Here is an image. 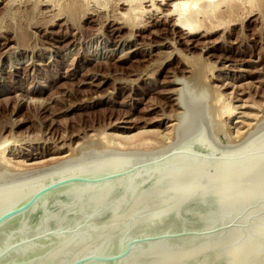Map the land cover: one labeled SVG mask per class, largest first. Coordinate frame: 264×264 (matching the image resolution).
Instances as JSON below:
<instances>
[{
	"label": "water",
	"instance_id": "1",
	"mask_svg": "<svg viewBox=\"0 0 264 264\" xmlns=\"http://www.w3.org/2000/svg\"><path fill=\"white\" fill-rule=\"evenodd\" d=\"M174 84L165 146L0 165V264H264V114L227 143L206 81Z\"/></svg>",
	"mask_w": 264,
	"mask_h": 264
},
{
	"label": "rangeland",
	"instance_id": "2",
	"mask_svg": "<svg viewBox=\"0 0 264 264\" xmlns=\"http://www.w3.org/2000/svg\"><path fill=\"white\" fill-rule=\"evenodd\" d=\"M38 1L39 5L36 6ZM45 1L47 2L48 0H0V37L2 36L0 38V154L4 155L3 158L6 160L9 159L11 160L10 162L18 163V161H25L27 158L41 155L42 153L48 155L57 149H62L63 152L71 154V152L74 153L73 149L77 148L79 150L82 147L80 145L89 144L87 139L93 142L101 141L102 139L107 141L108 139V142H111L112 138L113 142L119 141L115 143L117 146H119L118 144L121 146L123 144L124 146L125 143H122V141H125V139L121 141L120 137L128 134L111 129L116 124L115 121L118 117L122 115L129 116V119L125 121H137V118L139 120L150 118L151 120L154 117L157 119L162 117L173 119L171 115L173 109L171 108H174V103H176L174 100L177 97H170L167 94L176 88L181 89L183 87L173 82L177 73H179L177 76L179 80L187 74L186 78L199 76L207 81V84L209 83L208 86H211V93L212 95L214 94V101H217L218 99L216 98L220 97L217 101V106L220 105V108H218L222 109L221 113L224 112L221 115L223 116L221 119L224 122H222V125L223 127L225 126L224 128L228 132L234 133L237 130L235 127L241 126V124L236 125V121L241 122L242 119L245 120V123H248L251 121L252 116L259 114L262 116L263 113L260 112L264 110L263 3L261 7L259 6L262 8V12L257 11V14L254 10L255 12L249 13L253 14L252 16L249 14L245 15L248 9H243L245 12L242 10L245 14L238 10L241 14L234 13V16H232L238 15L240 19L237 17L234 19L231 16L232 20H236V25L232 21L233 25L230 22L231 18L228 17L227 25L225 26H229L228 29L224 25L223 27L221 26L222 28L215 31L217 33L213 32L210 34L209 39L208 37L200 39L201 36H198V44L201 42V45L197 44V46L190 49L184 45H179L180 43L176 36H169V34L163 36L164 30L169 33L168 30L170 28L166 25H171V23H165L162 19L160 21L158 14L155 16L156 12L151 11L153 12L152 14L148 9L145 10H148L150 15L147 11H143V13L141 12L142 14L140 12L139 14H134L131 19L126 17L128 20L133 21L134 25H140V27L137 26L138 28H135L136 30L133 29L135 33L133 31H131L132 33L130 32L132 30L130 28L132 26L135 27L132 25L129 26L130 30L126 29L122 33L116 34L113 29H115L118 20L122 19L124 21L121 22L122 20H120L119 22L121 23H125V20H127L121 15L125 13V10L122 11L121 8H119V11L117 10L118 7H122L116 6L118 5L116 3L118 0H112L113 2L110 1L111 3L106 2L107 4L103 3L107 5H103V8L106 7V9L102 7L99 9L98 5L96 7L97 3L88 1L90 9L85 7L87 9L81 11L84 8L83 6L81 9L73 5L71 12L70 7L66 8V11L64 10V3L61 5V9V0H51L47 3ZM52 1H55L54 3L60 6L55 5L59 9H56V7L53 9L54 4ZM42 2L46 7L41 4ZM114 2L116 4H112ZM48 3L52 4L53 10L50 9L51 6ZM100 3L102 4V2ZM85 4L87 6V3ZM91 5H93V8H91ZM114 5L115 8L113 7ZM48 8L50 12H53L50 13ZM110 8L114 9L113 11L115 12H112ZM94 9H96L95 12L92 11ZM41 11L42 14L40 13ZM59 11H62V14ZM58 12L61 15L60 18L57 14ZM64 12H67L69 18L71 17L74 22L66 23L70 19L66 20L68 17L66 13L65 17L62 16ZM90 12L94 13L93 16L97 13H100L101 16L96 15L92 18ZM49 13H53V17L58 16V18L53 19L52 15L49 16ZM54 13H56L55 16ZM110 13L118 14L121 18L119 19L118 15L115 17V14L110 16ZM77 15L78 17H76ZM105 15L109 19L104 17ZM152 17L159 24L154 20L152 21ZM106 18L108 21H106ZM114 18L117 20L115 21ZM228 21L232 25H229ZM64 23L66 25H63ZM71 23H74L76 30L73 29V24L69 26ZM144 25L145 28L143 29ZM65 26L69 27V29ZM141 26L143 27L141 28ZM62 28H66L67 32L71 33L68 34ZM221 29L225 30V32L221 31ZM57 31L60 32L58 33ZM77 32L78 35H76ZM153 32H157L155 35L159 36H155ZM130 33L131 35L133 34L131 38L128 37ZM73 34L75 35L73 36ZM66 35H69V37ZM160 36L163 37L160 38ZM5 38L13 40L9 45H5ZM165 38L170 40L169 42L172 44ZM134 41H137L138 44L134 43ZM137 46L141 47L137 48ZM204 46H208L210 48L208 49L209 51ZM145 48L147 49L145 50ZM148 48L150 49L148 50ZM202 48L203 50L205 49L204 52H202ZM134 49L142 50L145 56L143 57V54L138 55L139 57L133 56V52L131 55L130 52L134 51ZM151 49L152 55L150 54ZM173 50L176 53L174 55ZM107 52H109L108 56H106ZM221 58H227L230 61L225 62ZM173 71L176 73H173ZM182 71L185 73L183 74ZM188 71L194 73L190 74L189 72L188 74ZM172 76L175 77L173 78ZM223 83H226V85L229 83L230 86L228 85V88L223 89ZM218 87L222 88V90L218 91ZM235 92H238L237 95L242 94L241 97L238 96L243 99L242 102H236V98H233L237 96ZM226 95H229V97ZM245 100L247 101L246 104L252 108L245 105ZM242 103L244 107L247 106L248 108L243 106L241 108ZM155 105L159 106L158 112L150 110V107ZM244 112L246 115L252 112L251 114L253 115L248 114L249 116L247 115V117L249 118H246L245 114L243 115ZM244 122L242 121L241 123ZM173 123V121H163V127H160V129L154 128V130L159 129L164 134L168 133L169 131L167 130ZM123 126L127 125L121 124L119 127ZM137 132L139 131H133L132 133ZM154 138L147 139V142H139L155 144L159 139L156 141L157 137ZM83 141L84 144H82ZM139 142L134 141L131 144H127L126 140V144L129 146L132 143H137L136 145H138Z\"/></svg>",
	"mask_w": 264,
	"mask_h": 264
},
{
	"label": "bare ground",
	"instance_id": "3",
	"mask_svg": "<svg viewBox=\"0 0 264 264\" xmlns=\"http://www.w3.org/2000/svg\"><path fill=\"white\" fill-rule=\"evenodd\" d=\"M49 1H51V0H48L47 2H49ZM61 1H62V3H61ZM61 1H59L58 3L60 4V6L64 3V7H65V11H66V8H68V7H70V12H71V10H72V7H80L81 9H82V6L84 7L81 11H83L84 9H87V8H89L90 6L88 5V1H93L94 3H97L96 4V7H97V5H98V8L100 9L101 7L103 8V5L104 6H107V5H105V4H103V3H108V2H110V1H112V0H61ZM114 1V0H113ZM112 1V2H113ZM116 1V0H115ZM46 1H45V3H47ZM53 2V1H52ZM55 2V1H54ZM53 2V4H54V8L53 9H55V5L57 4H55ZM93 2H91V3H93ZM100 2H102V4L100 3ZM85 3H87V6H86V4ZM106 3V4H107ZM111 3V2H110ZM109 3V4H110ZM118 5H116L117 7L118 6H122V7H118V11H119V8H121V10L123 11V10H125V13L124 14H121L125 19H131V18H133V15L134 14H139V12L141 13H143V11L145 12V11H147L148 12V10H149V12H151V11H153V12H156V15L155 16H157V14H158V17L160 18V21H161V19L162 20H164L165 21V23L166 22H169V23H171V25L169 24H167L166 26L167 27H169L168 29V32L169 33H167L165 30H164V32L165 33H162V35L163 36H166V34H169V36L171 35V36H176V38L179 40V45H184V46H186L187 48H194L195 46H197V44H198V36L200 37V39H205L206 37H208V39H209V36H210V34H212L213 32H215V31H217L218 29H220V28H222L223 27V25H224V27L227 25V19H228V17H230L231 18V16L233 15L234 16V13L235 14H238L239 15V13L241 14V12H239V11H242L243 9H252L251 10V12H250V10H249V12H248V10L245 12V10H243L242 12L245 14V15H247V14H249V13H253V12H255L256 11V13H257V11L258 12H262V8H260L262 5V3L264 4V0H118V2H116ZM115 2L114 3H112V4H116ZM42 5H43V2L41 3ZM50 4V5H49ZM101 4V5H100ZM256 4V5H255ZM39 5V1H38V3L36 4V6H38ZM41 5V6H42ZM48 5L49 6H51L52 4L51 3H48ZM58 5V4H57ZM74 5V6H73ZM255 5V6H254ZM43 6H45V5H43ZM42 6V7H43ZM59 5H58V7H60ZM89 6V7H88ZM92 7L91 8H93V5H91ZM254 6V7H253ZM260 6V7H259ZM264 6V5H263ZM40 7V6H39ZM46 7V6H45ZM48 7V6H47ZM58 7H56V9H59ZM85 7H87V8H85ZM114 8H115V5L113 6ZM94 8H95V6H94ZM98 8H96L97 10H98ZM105 9H106V7H104ZM103 8V9H104ZM107 8H109V7H107ZM46 9V8H45ZM49 9V8H48ZM50 9H52V6L50 7ZM50 9H49V12H50ZM52 9V10H53ZM61 9H62V6H61ZM60 9V10H61ZM76 9V8H75ZM90 9V8H89ZM96 9H94V10H92V11H94L95 12V10ZM111 9V8H110ZM145 9H148V10H145ZM257 9H259V10H257ZM260 9H261V11H260ZM44 10V9H43ZM79 10V9H78ZM112 10V9H111ZM114 10V9H113ZM112 10V12H115V11H113ZM116 10V11H117ZM239 10V11H238ZM255 10V11H254ZM85 11V10H84ZM99 11V10H98ZM101 11V10H100ZM104 11V10H103ZM102 11V12H103ZM238 11V13H236ZM253 11V12H252ZM263 11H264V7H263ZM45 12V11H44ZM51 12H53V11H51ZM50 12V13H51ZM55 12H56V10H55ZM60 12V14H62V11H59ZM59 12L57 13L58 15H59ZM70 12H68L69 14H70ZM79 12V11H78ZM76 12L78 15H79V13H82V12ZM111 12V11H110ZM148 12V13H149ZM153 12H151L152 14H153ZM41 14H42V11L40 12ZM49 13V14H50ZM65 13H66V15H67V12H64V15H62V16H64L65 17ZM91 13V12H90ZM106 13V12H105ZM122 13V12H121ZM141 13V14H142ZM264 13V12H263ZM40 14V15H41ZM45 14V13H44ZM46 14H47V12H46ZM45 14V15H46ZM48 14V15H49ZM94 14V13H93ZM93 14L91 13V15H92V18L94 17V16H96V15H100V13L98 14H96V15H94L93 16ZM102 14H104V13H102ZM109 14V13H108ZM107 14V15H108ZM111 14V13H110ZM112 14H115V13H112ZM112 14L110 15V16H112ZM144 14H146V13H144ZM151 14V15H152ZM258 14V13H257ZM44 15V16H45ZM52 15V17H53V13L52 14H50L49 16H51ZM56 15V13H54V16ZM78 15L76 16V17H78ZM91 15H88V16H91ZM118 14H115L114 16L116 17ZM149 15H150V13H149ZM238 15H235V17H237L238 19H240V16H238ZM243 15V14H242ZM244 15V16H245ZM250 16H252L253 14H249ZM248 15V16H249ZM43 16V17H44ZM68 16V15H67ZM101 16V15H100ZM109 16V15H108ZM109 16V17H110ZM113 16V17H114ZM155 16H153V17H155ZM232 16V18H234L235 19V17H233ZM61 17V15H59V18ZM80 17V16H79ZM99 17V16H98ZM104 17H107L106 15L104 16ZM113 17H112V19H113ZM118 17H119V15H118ZM117 17V18H118ZM122 17V18H123ZM127 17V18H126ZM153 17H152V21L154 20L153 19ZM262 17V16H261ZM49 18V17H48ZM51 18V17H50ZM56 18H58V16L56 17H53V19H56ZM88 18V17H87ZM91 18V19H92ZM97 18V17H96ZM102 18V17H101ZM100 18V19H101ZM108 18V17H107ZM106 18V19H107ZM121 18V16L119 17V19ZM151 18V17H150ZM232 18L230 19L231 21V23H232V21H233V23L235 24V21L236 20H232ZM258 18H260V17H258ZM52 19V20H53ZM62 19H64V18H62ZM68 19H70L69 21H66V23H68V22H74V20L73 19H71V17L69 18V16L67 17V19L66 20H68ZM109 19V18H108ZM108 19L106 20V21H108ZM111 19V18H110ZM111 19V20H112ZM115 19V18H114ZM127 19V20H128ZM256 19V18H255ZM60 20V19H59ZM73 20V21H72ZM110 20V21H111ZM117 19H115V21H116ZM120 20H122V19H120ZM120 20H118V23H116V27H115V29H113V32L114 33H116V34H119V33H122L124 30H128L130 27L129 26H132V25H134V23H133V21H131V20H125L126 22L125 23H121V22H124L123 20L121 21V22H119ZM133 20V19H132ZM88 21H90L89 19H88ZM151 21V20H150ZM155 21V20H154ZM163 21V22H164ZM238 21V20H237ZM91 22H92V20H91ZM93 22H95L94 20H93ZM105 22V21H104ZM156 23H158L157 21H155ZM230 22L228 21V24L229 25H232V24H230ZM262 22V21H261ZM112 23V22H111ZM115 23V22H114ZM113 23V24H114ZM152 23H154V22H152ZM155 23V24H156ZM161 23V22H160ZM256 23V22H255ZM73 24V29H77V28H75L74 27V23H71L69 26H71ZM159 24V23H158ZM157 24V25H158ZM233 24V25H234ZM37 25H38V23H37ZM40 25H42V24H40ZM39 25V26H40ZM53 25H54V23H53ZM53 25H52V27H53ZM57 25V24H56ZM62 25V24H61ZM63 25H66L65 23L63 24ZM161 25V24H160ZM236 25V24H235ZM239 25V24H238ZM36 26V25H35ZM59 26V25H58ZM68 26V25H67ZM67 26H65V27H67ZM108 26H109V24H108ZM135 27H131L130 29H132V30H130V32L131 31H133V29H135V28H138V27H140V25L138 26V25H134ZM138 26V27H137ZM154 26V25H153ZM152 26V27H153ZM163 26L165 27V25L163 24ZM162 26V27H163ZM222 26V27H221ZM264 26V25H263ZM34 27V26H33ZM32 27V28H33ZM41 27V26H40ZM143 26H141V28H142ZM229 27V26H228ZM228 27H225V28H227L228 29ZM233 27V26H232ZM231 27V28H232ZM235 27V26H234ZM36 28V27H35ZM41 28H43V27H41ZM80 28V27H79ZM78 28V29H79ZM145 28V25H144V27H143V29ZM147 28H149L148 26H147ZM146 28V29H147ZM158 28V27H157ZM64 28H62V30H63ZM67 29H69V27H67ZM81 29H82V27H81ZM112 29V28H111ZM140 29V28H139ZM151 29V28H150ZM154 29V28H153ZM163 29V28H162ZM162 29H160L161 31H162ZM166 29V28H165ZM233 29V28H232ZM62 30H60V31H62ZM64 30H66V28L64 29ZM136 30V29H135ZM141 30V29H140ZM148 30V29H147ZM234 30V29H233ZM46 31V30H45ZM59 31V32H60ZM80 32H81V30H79ZM78 31V32H79ZM160 31V32H161ZM221 31H223L222 29H221ZM220 31V32H221ZM235 31V30H234ZM233 31V32H234ZM262 31V30H261ZM58 32V31H57ZM58 32V33H59ZM66 32H67V30H66ZM78 32H77V34L76 35H78ZM134 32V31H133ZM137 32H139L138 30H137ZM137 32H136V34H137ZM142 32V31H141ZM152 32V31H151ZM154 32H155V30H154ZM153 32V34L155 35L156 33H154ZM219 32V31H218ZM223 32H225V30L223 31ZM231 32V31H230ZM229 32V33H230ZM58 33H56V34H58ZM65 33V32H64ZM68 33V32H67ZM71 33V32H70ZM70 33H68V34H70ZM110 33H111V31H110ZM132 33V32H131ZM131 33H130V36H128V37H130L131 38V36L133 35H131ZM135 33V32H134ZM215 33H217V32H215ZM214 33V34H215ZM232 33V32H231ZM54 34V33H53ZM52 34V35H53ZM80 34V33H79ZM112 34V33H111ZM58 35H60V34H58ZM75 34H73V36H74ZM81 35V34H80ZM79 35V36H80ZM160 35H161V33H160ZM217 35V34H216ZM67 36V35H66ZM65 36V37H66ZM70 36H72V35H70ZM72 36V37H73ZM82 36V35H81ZM120 36V35H119ZM118 36V37H119ZM140 37H141V35H139ZM138 36V37H139ZM155 36H159V35H155ZM154 36V37H155ZM163 36H160V38L161 37H163ZM168 36V35H167ZM222 36V35H221ZM2 37V36H1ZM0 37V38H1ZM59 37H61V36H59ZM67 37H69V35L67 36ZM76 37V36H75ZM121 37V36H120ZM219 37V36H218ZM4 38V37H3ZM62 38V37H61ZM60 38V39H61ZM64 38V37H63ZM80 38V37H79ZM122 38V37H121ZM137 38V37H136ZM159 38V37H158ZM198 38V39H197ZM52 39V38H51ZM59 39V38H58ZM75 39V38H74ZM77 39V38H76ZM80 39H82V38H80ZM129 39V38H128ZM163 39V38H162ZM175 39V38H174ZM176 39V40H177ZM1 40V39H0ZM13 40V39H12ZM10 38H5V45H9L10 44V42L12 41ZM134 40H136L135 38H134ZM165 40H167L166 38H165ZM175 40V41H176ZM217 40H219V39H217ZM78 41V40H77ZM76 41V42H77ZM138 41V40H137ZM137 41H134V43H137ZM168 42L170 41V40H167ZM221 41V40H220ZM223 41V40H222ZM119 42V41H118ZM168 42H165V43H168ZM212 42V41H211ZM214 42V41H213ZM224 42V41H223ZM73 43H74V41H73ZM130 43V42H129ZM132 43V42H131ZM145 44H146V42H144ZM164 43V44H165ZM169 43H171V42H169ZM175 43V42H174ZM201 43V42H200ZM198 44V45H201V44ZM205 43V42H204ZM217 43V42H216ZM138 44V43H137ZM140 44H142V43H140ZM160 44H162V43H160ZM172 44V43H171ZM176 44V43H175ZM174 44V45H175ZM214 44V43H213ZM142 45H144V44H142ZM156 45V44H155ZM159 45V44H158ZM167 45V44H166ZM169 45V44H168ZM215 45V44H214ZM214 45H211V46H214ZM118 46V45H117ZM134 46V45H133ZM139 46V45H138ZM137 46V48H140V47H138ZM147 46V45H146ZM149 46H151V45H149ZM159 46H161V45H159ZM163 46V45H162ZM169 46H171V45H169ZM143 47V46H142ZM152 47H154V46H152ZM174 47V46H173ZM205 47V49H210L208 46H204ZM144 48V47H143ZM151 48V47H150ZM150 48H148V50L150 49ZM164 48V47H163ZM176 48V47H175ZM212 48V47H211ZM215 48V47H214ZM147 48H145V50H146ZM159 49V48H158ZM205 49L203 50V48H202V52H204L205 51ZM144 50V49H143ZM147 50V51H148ZM155 50V49H154ZM153 50V51H154ZM147 51H143V52H147ZM151 51H152V49L150 50V54H151ZM209 51V50H208ZM113 52V51H112ZM133 52V53H132ZM207 52V51H206ZM108 53L109 52H107V55L106 56H108ZM134 54L133 56H138V55H142L143 53H142V50L140 51V49H137V50H135L134 49V51H131L130 52V54ZM149 53V52H148ZM174 53H175V51L173 50V55H174ZM123 54H124V52H123ZM129 54V53H128ZM127 54V55H128ZM129 54V55H130ZM131 54V55H132ZM154 54V53H153ZM176 54V53H175ZM254 54V53H253ZM256 54V53H255ZM110 55V54H109ZM126 55V56H127ZM146 55L147 56H149V54H147L146 53ZM152 55V54H151ZM155 55V54H154ZM105 56V55H104ZM125 56V57H126ZM145 55L143 54V57H144ZM170 56V55H169ZM179 56V55H178ZM121 57H123V56H121ZM139 57V56H138ZM127 58V57H126ZM147 58V57H146ZM160 58V57H159ZM204 58V57H203ZM120 59H122V58H120ZM124 59V58H123ZM205 59V58H204ZM222 60H225V62L226 61H230L229 59H227V58H221ZM144 60H146V59H144ZM143 60V61H144ZM263 61V60H262ZM145 62V61H144ZM147 62V61H146ZM151 63V62H150ZM186 66V65H185ZM189 67V66H188ZM180 68V67H179ZM185 68V67H184ZM190 68V67H189ZM180 69H182V68H180ZM184 70V69H183ZM186 70V69H185ZM196 70V69H195ZM152 72V71H151ZM179 72V71H178ZM180 72H181V70H180ZM183 72V74L185 73L184 71H182ZM189 72L190 71H188V74H189ZM198 72V71H197ZM167 73V72H166ZM169 73V72H168ZM173 73H176V72H174L173 71ZM187 73V72H186ZM192 73H194V72H192ZM191 72H190V74H192ZM203 73V72H202ZM90 74V73H89ZM88 74V75H89ZM141 74V73H140ZM171 74V73H170ZM178 74L179 73H177V76H178ZM94 75V74H93ZM139 75V74H138ZM181 75H182V73H181ZM180 75V76H181ZM187 75V74H186ZM185 75V76H186ZM197 75V74H196ZM201 75H203V74H201ZM87 76V75H86ZM92 76V75H91ZM141 76V75H140ZM176 76V77H177ZM183 76V75H182ZM184 76V77H185ZM190 76V75H189ZM168 77V76H167ZM170 77H171V75H170ZM170 77H168V78H170ZM173 78L175 77V76H172ZM175 77V78H176ZM184 77L183 78H181L180 80H182V79H184ZM93 78V77H92ZM186 78V77H185ZM187 78H189V77H187ZM172 81V80H171ZM174 82V81H173ZM207 82V81H206ZM167 83H168V81H167ZM172 83V82H171ZM170 83V84H171ZM212 83V82H211ZM99 84V83H98ZM209 84V83H208ZM159 85H160V83H159ZM163 86H164V84H162ZM172 85V84H171ZM218 85V84H217ZM228 85L230 86V84L228 83L227 85H226V83H223V86H224V88H223V86H221L223 89H226V87L228 88ZM183 86V85H182ZM215 86V85H214ZM180 87V86H179ZM209 87H211V86H209ZM237 87H239V86H237ZM183 88V87H182ZM181 88V89H182ZM217 88V87H216ZM222 88H219L218 87V91H221L222 90ZM234 88H236V87H234ZM212 89V88H211ZM238 89V88H237ZM180 90V88L179 89H175L174 91H171V93H169V94H167V96L169 95L170 97H177V99L179 98V95H177V92ZM234 90V89H233ZM212 91V90H211ZM238 91V90H237ZM243 91V90H242ZM165 93V92H164ZM214 93V92H213ZM236 93V92H235ZM238 93V92H237ZM237 93H236V95H237ZM239 93H241V92H239ZM243 93V92H242ZM166 94V93H165ZM216 94H217V91H216ZM244 94V93H243ZM214 95V94H213ZM213 95H212V98H213V105H214V109H215V113H216V118H217V123H218V127H219V132H220V135H221V137L223 138V140L225 141V142H227V143H236V142H238L243 136H244V134L254 125V124H256L259 120H260V118L263 116V114H264V110H263V112L261 111L260 113H263L262 114V116H260L261 114H259V115H256V116H252V118H251V121L250 122H244L245 120H242L241 119V122L243 121L244 123H241V122H238V121H236L237 122V124L236 125H240L241 124V126L239 127L238 126V128H236L235 127V129H237L234 133H230V132H228L227 131V129H225L224 127H223V125H222V117L223 116H221L222 115V113H224V112H222L221 113V111H222V109H219L220 108V105L219 106H217V104H218V100H219V98L220 97H218V98H216V99H218L217 101L215 100L214 101V97H213ZM232 95H234V94H232ZM219 96H221V95H219ZM227 96V95H226ZM238 96H242V94H238L237 96H234L233 98H236V102H242L243 101V99L242 98H239ZM227 97H229V95L227 96ZM238 97V98H237ZM174 99H176V98H174ZM174 100L176 103H174V108H171V109H173L172 111H171V115L173 116V119L172 120H170V117H165V118H161V119H157V118H153V119H151L150 120V118H148L147 120H145L144 118V120H142V119H140L139 120V118H137L138 120L137 121H125V120H128L129 118V116L127 117V116H124V115H122V116H120V117H118L117 119H116V124H114V126L111 128V129H113V130H116V131H118V132H121V133H123V134H128V135H126V136H122V137H120V136H118V137H120V139H121V141H122V139H125V141H122V143L124 142L125 143V145H127V144H131V142H136V141H145V142H147L146 140L148 139H151V138H154V136H155V138L157 137V139H156V141L158 140V142H156L155 144H153V143H141V142H139L138 143V145H136L137 143H132V145L131 146H129V145H127V146H123V144H122V146L120 145V144H118L119 146H117V144H115L116 142H119V141H115V142H113L112 141V138H111V142H108V139H107V141H105L104 139H102L101 141H97V142H93L92 140V142L90 141V140H88L87 139V142H89V144L87 143V142H85V143H87L85 146H83V145H80V146H82V147H80V146H77V147H80L79 148V150L77 149V148H75V149H73L72 151L74 152V153H72L71 152V154L69 153H66V152H63V150L62 149H57V150H54V151H52L51 153H49L48 155L47 154H41V155H37V156H33V157H31V158H27L25 161H18V163L17 162H13V164H11L12 162H10L11 160H6L5 158H3V156L0 154V165L1 166H3V167H5V168H7V169H10V170H29V169H34V168H39V167H43V166H48V165H51V164H54V163H56V162H59V161H62V160H65V159H68V158H71V157H74V156H76V155H78V154H80V153H82L83 151H85L86 149H88V148H90V147H92V146H95V145H101V146H106V147H111V148H116V149H127V150H152V149H156V148H160V147H162V146H165V145H167V144H169V143H171L172 141H173V138H174V130H175V126L177 125V124H179V121H177L175 118L178 116V115H180V114H182V113H185V110L184 109H182L180 106H179V104H178V100ZM223 99V98H222ZM247 99V98H246ZM231 100V99H230ZM235 100V99H234ZM232 101V100H231ZM35 102H37V101H35ZM227 102V101H226ZM245 102V105H247L246 104V100L244 101ZM254 103V102H253ZM227 104V103H226ZM232 104V103H231ZM243 104V103H242ZM37 105V104H36ZM169 105V104H168ZM145 106V105H144ZM165 106V105H164ZM232 106V105H231ZM244 107V104L243 105H241V108H243ZM248 106V105H247ZM245 106L246 108H252V107H250V106ZM167 107V106H166ZM165 107V108H166ZM169 107V106H168ZM219 107V108H218ZM221 107H222V105H221ZM237 107H240V106H237ZM244 107V108H245ZM261 107V106H260ZM259 107V108H260ZM159 108V106H151L150 107V110L151 111H157V109ZM233 108H235V107H233ZM240 108V109H241ZM161 109V108H160ZM237 109V108H236ZM263 109V108H262ZM149 110V111H150ZM158 112V111H157ZM153 113H156V112H153ZM162 113V112H161ZM252 113V112H251ZM251 113H248V114H251ZM170 114V113H169ZM169 114H167L168 116H169ZM239 114V113H238ZM242 114V113H241ZM245 114V112L243 113V115ZM247 114V115H248ZM162 115V114H161ZM247 115L245 114V116H246V118H249V117H247ZM251 115H253V114H251ZM171 116V117H172ZM236 116V115H235ZM249 116V115H248ZM244 117V116H243ZM254 117V118H253ZM236 118H238V117H236ZM249 120V119H248ZM163 121H167V122H170V121H173L174 123L173 124H171V126L169 127V129L167 130V131H169L168 133H163V131L161 132V130H159L160 129V127L162 128L163 127V125H162V122ZM240 121V120H239ZM224 123V122H223ZM127 125V126H123V127H119L120 125ZM221 124V125H220ZM228 124V123H227ZM119 125V126H118ZM235 125V124H234ZM167 126H169V125H167ZM154 128H159L158 130H154ZM164 129H165V127H164ZM163 130V129H162ZM133 131H139V132H137V133H132ZM165 131V130H164ZM230 131V130H229ZM232 131V130H231ZM163 133V135H161ZM54 134V133H53ZM161 135V136H159V135ZM112 135V134H111ZM117 135V134H116ZM70 137V136H69ZM109 137V136H108ZM113 137V136H112ZM118 137H116V138H118ZM159 137V138H158ZM104 138V137H103ZM114 138V137H113ZM115 138V139H116ZM154 138V139H155ZM100 139V138H99ZM94 140V139H93ZM118 140V139H117ZM126 140H127V144H126ZM85 141V140H84ZM84 141L82 142V144H84ZM128 141H131V142H128ZM91 142V143H90ZM153 142V141H152ZM113 143V144H112ZM141 143V144H140ZM81 144V143H80ZM78 145V144H77ZM56 149V148H55ZM78 151H77V150ZM77 152H76V151ZM30 152V151H29ZM36 152V151H35ZM17 154V153H16ZM22 154V153H21ZM15 158V157H14ZM23 159V158H22ZM8 161H9V163H8ZM15 163V164H14Z\"/></svg>",
	"mask_w": 264,
	"mask_h": 264
}]
</instances>
